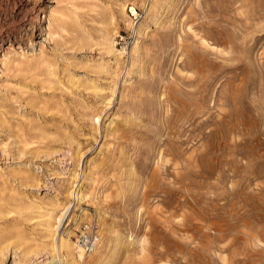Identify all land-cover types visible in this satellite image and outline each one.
<instances>
[{"label": "rangeland", "instance_id": "rangeland-1", "mask_svg": "<svg viewBox=\"0 0 264 264\" xmlns=\"http://www.w3.org/2000/svg\"><path fill=\"white\" fill-rule=\"evenodd\" d=\"M132 1L0 0L1 264H48L43 215L71 203L58 235L97 224L107 264H264V0ZM125 2L134 67L135 28L118 62L100 40Z\"/></svg>", "mask_w": 264, "mask_h": 264}, {"label": "bare ground", "instance_id": "bare-ground-1", "mask_svg": "<svg viewBox=\"0 0 264 264\" xmlns=\"http://www.w3.org/2000/svg\"><path fill=\"white\" fill-rule=\"evenodd\" d=\"M125 1H127V0H125ZM135 1L136 0L132 1L133 5L137 4ZM160 1L161 0H152L151 5H148V7L150 6L149 7L150 15L149 16L147 15L148 16L147 20H150L151 16L156 17V15H158L160 13V10H161ZM127 4H129V3L125 2V3H122L121 5L120 4L117 5L118 9H119L120 16H121V21H116L115 13L113 15H111V18H109V21H107V25H105L106 27L104 26L105 29L103 30L104 32L102 34V39H100V40H103V43L105 44V47H106V50L108 51V53L112 54L116 58V61L118 62V60L120 58V52L118 51V49L116 47V43H115L116 37H115V33L112 32V26H114L116 23L124 22L126 26H128L132 29L135 28L136 35L139 34L138 38H140V37H143V38H141V40H137L135 45L132 48V55H133L132 66L134 67L136 65V63L140 60L142 50L144 49V45H145V41H143V39L145 38L147 29L149 28V26L146 27L144 25L145 27H142V31L138 32V30H139L138 25H136V27H135L134 22L129 20V15L126 12V10L129 8L127 6ZM133 8H134V6L132 7V9ZM20 10L22 11V9H20ZM63 14H61L55 8H53L50 11L48 24L43 27V32H45V35H47L48 38L53 37L56 34V27L57 26H61V25L71 23V21H66V20H68V16L67 15L64 16ZM76 18H78V17H76ZM107 20H108V18H107ZM154 24H157V22H155ZM118 26H119V24H118ZM142 32H143L144 36L141 35ZM15 55H17V52L15 53ZM20 58L21 59H27V56L22 54L20 56ZM16 60L17 59L14 56H12L11 53H6V54H4V57L2 59V64H3V66H6L9 63L16 62ZM103 67H104V65H103ZM99 68H100V66H99ZM111 92H112V96L110 99L107 100V102H106L107 104L110 103V101H112V99L114 98L115 95H117L116 94L117 88L112 89ZM97 97L100 99L106 100L105 98L102 97V94H99V92L97 93ZM100 118H101V116L98 115L95 119L97 122H100ZM71 157H72V155H71ZM69 164L73 165V167H74L75 163L72 160ZM88 167H89V171L87 173V180H88V182H91L94 179V177H92L93 172H92V170H90V165ZM72 170H73L72 168H66L67 173L68 172L72 173ZM63 178H65V177H63ZM60 179H62V178H60ZM70 179H71V177L69 175L68 176V182L70 181ZM91 187L92 186L90 185V188ZM86 190H88V189H86ZM93 193L97 194V192H95L94 190L92 191V194ZM89 196H90L89 193H85V192L82 193L81 192L79 194H76L75 197H76V199H78V201H83L85 198H88ZM57 201H58V199H56V202ZM71 208H72V203L70 205H67V206L61 208L60 211L56 210V207H55V209L53 211L52 210L49 211V214H47V216L43 215L44 223L46 225L45 226L46 236H45V238H42V242H40L39 244H37L33 248L32 256L38 257V256H42V254H44V255H46V258L49 259L48 264H107L109 262L108 259H109V256L111 254H109V255H108V253L105 255L102 254V249H106L108 246V243H110V241H112L109 237L106 236V238L104 239V244L100 245V243H101L100 242L98 247L93 252L86 254L84 249H83V246L80 243H78V241L76 243L72 239L71 235H67V236H62L61 234L58 235L59 229H60V227H61V225L65 219V216H66L67 212L69 211V209H71ZM52 234L54 235L53 240L55 242L53 249L50 248V244L43 243L44 241L47 240L46 237H49V235H52ZM55 234H56V237H55ZM13 236H15V235H13ZM22 241H24V239ZM38 241H39V239H38ZM121 244H122V242L120 241V246H122ZM139 244H140L139 245L140 249L144 251L146 239H143L142 241H140ZM0 249H1V246H0ZM118 249H119V247H118ZM62 252H63V254H62ZM17 253H18V251H17ZM90 254H93V255L95 254V256H97V257H95L94 259L90 258L88 260L87 258H88V256H90ZM116 254H117V251H116ZM93 255H92V257H93ZM2 261L3 260L1 259L0 264L2 263Z\"/></svg>", "mask_w": 264, "mask_h": 264}, {"label": "built area", "instance_id": "built-area-1", "mask_svg": "<svg viewBox=\"0 0 264 264\" xmlns=\"http://www.w3.org/2000/svg\"><path fill=\"white\" fill-rule=\"evenodd\" d=\"M132 7L133 5H130L129 7L131 11V15L134 17V19L137 22V20H141L142 12L141 9H138L136 7L132 9ZM77 241L83 246V249L86 254L93 252L98 247L101 241V234L98 225L97 224L87 225L85 227V230L80 232Z\"/></svg>", "mask_w": 264, "mask_h": 264}]
</instances>
